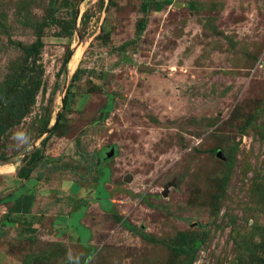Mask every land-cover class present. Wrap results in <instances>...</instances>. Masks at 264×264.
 Listing matches in <instances>:
<instances>
[{
	"label": "rangeland",
	"instance_id": "1",
	"mask_svg": "<svg viewBox=\"0 0 264 264\" xmlns=\"http://www.w3.org/2000/svg\"><path fill=\"white\" fill-rule=\"evenodd\" d=\"M165 1L0 0V84L45 24L0 264H264V0Z\"/></svg>",
	"mask_w": 264,
	"mask_h": 264
},
{
	"label": "trees",
	"instance_id": "2",
	"mask_svg": "<svg viewBox=\"0 0 264 264\" xmlns=\"http://www.w3.org/2000/svg\"><path fill=\"white\" fill-rule=\"evenodd\" d=\"M166 3L170 4V0H166ZM159 9V8H158ZM44 25H39L36 27L37 35L34 42L30 45H23L19 43L17 47L19 48L22 55L25 57L24 62L19 65L17 72L8 76L2 84H0V141L5 132L9 129L10 125L2 124V117H7L11 119V125H16L20 123L23 118L28 115L31 111L32 106L35 103L36 95L41 89L42 83V69L40 63H37L40 59V52L43 47L42 36ZM73 28V27H72ZM72 32V31H71ZM70 34V32H69ZM71 51H68L65 56L62 68L60 72L66 69L68 58ZM31 60V61H30ZM68 89V93H69ZM65 103V98L62 100ZM62 118L60 113L59 119ZM57 128V127H56ZM48 129V120L45 121L41 127V132H45ZM53 131L47 134L42 140V144L49 139ZM42 136V134H41ZM37 151H34L29 155L30 160L35 162L34 158ZM0 162L3 164H8V161L4 156H0ZM29 170L18 173L19 178H27ZM14 199V198H13ZM35 198L33 195H17L13 201V206L9 210L11 213L16 214H30L31 208Z\"/></svg>",
	"mask_w": 264,
	"mask_h": 264
},
{
	"label": "clouds",
	"instance_id": "3",
	"mask_svg": "<svg viewBox=\"0 0 264 264\" xmlns=\"http://www.w3.org/2000/svg\"><path fill=\"white\" fill-rule=\"evenodd\" d=\"M13 139L17 144H28L30 143V137L22 131H17L14 133Z\"/></svg>",
	"mask_w": 264,
	"mask_h": 264
},
{
	"label": "water",
	"instance_id": "4",
	"mask_svg": "<svg viewBox=\"0 0 264 264\" xmlns=\"http://www.w3.org/2000/svg\"><path fill=\"white\" fill-rule=\"evenodd\" d=\"M62 100H63V98H62ZM62 100H61V102H62ZM59 115H60V112H58V113L56 114L54 124H53L51 127H48V129L44 132V135H45V136H46L47 134H49V133L53 130V128L55 127V125H56V123H57V121H58V119H59Z\"/></svg>",
	"mask_w": 264,
	"mask_h": 264
},
{
	"label": "crops",
	"instance_id": "5",
	"mask_svg": "<svg viewBox=\"0 0 264 264\" xmlns=\"http://www.w3.org/2000/svg\"><path fill=\"white\" fill-rule=\"evenodd\" d=\"M34 196V195H33ZM13 206V205H12Z\"/></svg>",
	"mask_w": 264,
	"mask_h": 264
}]
</instances>
